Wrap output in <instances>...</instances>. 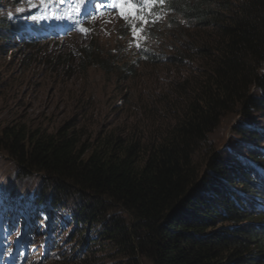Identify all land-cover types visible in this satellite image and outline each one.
I'll use <instances>...</instances> for the list:
<instances>
[{
  "label": "trees",
  "instance_id": "trees-1",
  "mask_svg": "<svg viewBox=\"0 0 264 264\" xmlns=\"http://www.w3.org/2000/svg\"><path fill=\"white\" fill-rule=\"evenodd\" d=\"M15 1L0 0V97L13 80L8 43L50 33L47 18L12 14L26 6ZM158 5L161 53L146 55L178 77L143 102L115 83L132 121L0 126V194L45 211L49 232L56 212L73 226L69 252L41 264H264V0ZM81 51V65L96 60L91 45Z\"/></svg>",
  "mask_w": 264,
  "mask_h": 264
},
{
  "label": "rangeland",
  "instance_id": "rangeland-1",
  "mask_svg": "<svg viewBox=\"0 0 264 264\" xmlns=\"http://www.w3.org/2000/svg\"><path fill=\"white\" fill-rule=\"evenodd\" d=\"M24 2L26 6L17 7L12 14L20 16L28 12L29 20L48 18L49 28H60H52L53 34L43 37L40 43L34 41L28 45L17 38L8 43L11 50L8 49L5 60L12 62L13 80L8 91L0 97V126L16 119L51 130L73 113L91 130L115 126L125 120L130 122L133 120L128 117L131 113L117 110L123 107V102L118 96L113 99L115 83L131 88L134 98L143 102L148 94L157 96L165 92L178 77L176 70L167 69V64L149 61L150 55H146L155 54L154 51L161 53L158 36L165 22L160 18L158 3L138 13L144 17L146 22H143L132 17L125 20L120 15L118 0ZM84 6L92 9L91 18L78 26L80 19L76 16ZM75 7L78 10H74ZM166 40L168 37L165 43ZM90 45L97 58L83 61L81 65V48ZM100 60L106 62L104 72L98 63ZM124 69H132L134 74H127L123 79L119 71L125 75ZM238 119L230 115L221 122L216 135L221 148L227 145L229 130ZM3 166L8 167V164L4 162L0 167ZM10 205H5L0 195V241L4 244L0 264H41L47 257L45 251L49 241L45 211L39 212L44 226L35 222L29 226L25 216L27 210L16 206L10 211ZM56 220L62 221L58 213ZM50 236L57 239L60 251L65 250V233L59 237L56 233ZM52 251L48 249V255Z\"/></svg>",
  "mask_w": 264,
  "mask_h": 264
},
{
  "label": "snow or ice",
  "instance_id": "snow-or-ice-1",
  "mask_svg": "<svg viewBox=\"0 0 264 264\" xmlns=\"http://www.w3.org/2000/svg\"><path fill=\"white\" fill-rule=\"evenodd\" d=\"M83 2V0H78V3ZM120 4V15L125 19L128 20L130 17L141 20L143 22H146L144 20V17L141 15H138L139 12H142L145 7L154 5L157 2L160 4L164 3V0H118ZM74 10H78V7H75ZM82 31H86L85 29H81ZM133 34H136L135 28L133 29ZM140 45L137 44V47Z\"/></svg>",
  "mask_w": 264,
  "mask_h": 264
}]
</instances>
